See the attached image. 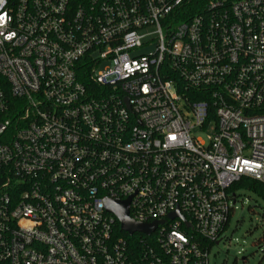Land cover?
I'll return each instance as SVG.
<instances>
[{"label": "built area", "instance_id": "1", "mask_svg": "<svg viewBox=\"0 0 264 264\" xmlns=\"http://www.w3.org/2000/svg\"><path fill=\"white\" fill-rule=\"evenodd\" d=\"M244 177L264 0H0V264H210Z\"/></svg>", "mask_w": 264, "mask_h": 264}, {"label": "rangeland", "instance_id": "2", "mask_svg": "<svg viewBox=\"0 0 264 264\" xmlns=\"http://www.w3.org/2000/svg\"><path fill=\"white\" fill-rule=\"evenodd\" d=\"M152 50L154 46L141 51ZM236 194L235 211L219 244L212 246L210 264H264V197L247 186L237 188Z\"/></svg>", "mask_w": 264, "mask_h": 264}, {"label": "water", "instance_id": "3", "mask_svg": "<svg viewBox=\"0 0 264 264\" xmlns=\"http://www.w3.org/2000/svg\"><path fill=\"white\" fill-rule=\"evenodd\" d=\"M106 207L108 211L116 214L121 223L122 230L128 232L130 235H134L136 232L151 235L158 226V222L140 223L133 220L129 215V200L121 201L107 199ZM176 214L177 213H173L171 214V216L175 217Z\"/></svg>", "mask_w": 264, "mask_h": 264}, {"label": "trees", "instance_id": "4", "mask_svg": "<svg viewBox=\"0 0 264 264\" xmlns=\"http://www.w3.org/2000/svg\"><path fill=\"white\" fill-rule=\"evenodd\" d=\"M241 186H247L249 188H252L253 190H255L259 195H261L262 197H264V185L252 178L249 177H244L239 183H237L234 186V189H237ZM139 236H142L140 234H135L133 237H130V241L132 242L133 246H137L136 243L138 241ZM136 242V243H135Z\"/></svg>", "mask_w": 264, "mask_h": 264}]
</instances>
